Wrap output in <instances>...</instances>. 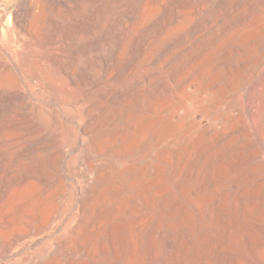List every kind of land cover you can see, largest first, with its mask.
Segmentation results:
<instances>
[{"label": "bare ground", "instance_id": "bare-ground-1", "mask_svg": "<svg viewBox=\"0 0 264 264\" xmlns=\"http://www.w3.org/2000/svg\"><path fill=\"white\" fill-rule=\"evenodd\" d=\"M33 6L31 0H18L8 10L12 30L20 38L23 31L34 37L41 34L44 61L70 89H79L80 97L62 100V106L61 97L49 99L48 111L44 98L34 94L40 77L23 76L9 51L0 49V71L14 81L0 84L6 91L3 97L19 99L22 111L29 115L24 126L36 127L43 137H24L25 143L13 157L19 162L38 158L43 168L53 166L59 171L52 187L44 176L32 184L33 175L27 173L25 184L4 186L0 191L4 196L0 259L17 252L27 240L53 232L64 219L65 211H58L57 206L69 195L67 179H72V174L61 169L68 143L66 138H53V132L36 118L41 121L55 110L56 122L63 123L66 108L79 132L88 135L101 121L100 115L109 117L111 108L118 113L120 105L140 104L146 94L145 107L140 105L144 113L132 124L139 129L145 123L151 126L152 138L139 146L127 143L145 152L130 155L121 138L122 144L110 146L109 138H80V147L88 141L91 151L81 152L77 170L83 188L75 197L72 215L62 232L26 256L25 264H264V138L252 137L256 131L249 126L258 107L264 110V0H89L84 17H69L64 26L50 11L36 16ZM97 7L107 17V26L93 34L128 37L123 66L104 90L97 87L103 77L95 76L92 64L82 61L81 55L88 52L100 57L106 78H113L108 67L121 43L102 45L99 50L96 35L82 42L77 39L79 32L93 26ZM180 26L187 28L173 35ZM128 76L130 81L124 85ZM251 88L257 95L244 102L230 100L223 116L233 118L246 138H206L212 129L223 132L214 123V101L235 90L247 96ZM176 111H181L178 118ZM198 116L208 123L201 126ZM183 120L200 130L196 138L184 142L159 138L166 125ZM108 147L114 148L111 151L117 158H97ZM126 184L131 193L121 195ZM201 184L209 186L206 206L197 201L196 205L192 198ZM195 206L198 228L191 246L183 229Z\"/></svg>", "mask_w": 264, "mask_h": 264}, {"label": "rangeland", "instance_id": "rangeland-1", "mask_svg": "<svg viewBox=\"0 0 264 264\" xmlns=\"http://www.w3.org/2000/svg\"><path fill=\"white\" fill-rule=\"evenodd\" d=\"M17 1L18 0H0V49L2 50L5 48V50L7 49V51H9V53L12 55L15 63H17L16 65L18 66V68L21 71V73L23 74V76L26 77L28 75H35L36 77H40L37 80V86L34 89V94L39 99L44 98L43 104L46 108H48V111H50V109L48 107L50 105V102L48 101L49 99L53 100V99H55L56 96L61 97V101L58 103H60V105L62 106L63 102L65 100H68L71 97H76V95L78 97H80V91H79V89H78V91H77V89H70L69 86L67 85V83L65 81H63V79H61L57 75V73L55 72V69L53 67L49 66L44 61V55H46V53H45L44 48L41 47L40 42L44 41V37H42L41 34H39L40 36L37 35V37H34V35H31V34L29 35L28 33L23 31L22 32L23 37L20 38V36L18 37V35H15V32L12 30L14 28V24L9 18V11H10V8ZM31 1H32V4L35 5V7L34 6L33 7H34V10L36 11V16H38V14L40 15L42 12L46 13V12L50 11L51 15L55 14L54 16L60 17V20L63 23V24L61 23L62 26H64V24H65L64 22H67V19L69 17L70 18L71 17H78V18L84 17L83 13L86 12L87 9L89 10V6H88L89 0L88 1L87 0H76V2H71L70 0H62V1H60V0H31ZM83 4H85L86 6ZM5 8H6V10H5ZM36 8H39V9H37L38 11L36 10ZM97 8L98 9H96L94 11L95 12V22H94L93 26L88 27V30H87L88 33L85 32L86 34L79 32L77 35V37H78L77 39H79L78 41L82 42L84 39L87 40L89 36L96 35V40H97L96 42L97 43H95V45L98 46L99 50L100 49L102 50V48H103L102 45L105 47L107 44L109 45V44L121 43V45H120L121 48L119 47L120 52L118 49L114 50V52L118 51L117 53H119L120 55L118 56V54H116V52L115 53L113 52L112 56H111L110 64L108 67L109 71L112 70L111 73L113 74V76H111V77H113V78H108V79L106 78V75L104 73V71H106V70H104L105 66L103 65L100 57L96 56V58H95V56H93L92 54H90V53L87 54L88 52H86V54L84 52L81 55V57H84V59L82 58V61H84V62L87 61V62H90L92 64L93 70L95 72V76H96V74L99 75L100 80L103 77L102 81L101 82L99 81L97 87L99 89L101 88L100 90H104V88L108 85V83H110V81L112 82L114 80L115 73L117 72L116 69L123 66V63H124L123 56L125 55V41L128 39V37H126L125 35L123 37V35L114 36V34H111L113 36L109 35L108 38H106L102 35H99V38H98V36H97L98 34H96V33H98L101 30H105L104 28L107 26V23H105L107 21V17L104 18L102 15H100L99 7H97ZM40 10H41V12H39ZM81 11H83V12H81ZM37 12H38V14H37ZM57 13H58V15H57ZM36 16H34V19L36 18ZM29 17H31V16H29ZM31 18H29V19H31ZM29 19L26 21L27 23H29L28 22ZM63 19H64V21H63ZM104 23H105V25H104ZM102 24H103V26H102ZM37 25H39V23H37L35 26L37 27ZM43 25L45 26L46 24L43 23ZM31 27L34 28L33 25ZM101 27H103V28H101ZM186 28H187L186 26H180L179 29H176L173 32V35H176L177 33H179L180 30H186ZM41 31L43 32V28ZM129 31H131V30H128V32ZM93 32H96V33L93 34ZM13 33H14V35H13ZM101 36L103 37V39ZM121 36H122V38H121ZM86 37H87V39H86ZM111 37H112V39L116 38V41L112 40ZM38 39L39 40L42 39V40L39 42ZM105 40L106 41L108 40L107 43ZM111 40L114 42H112ZM123 40H124V43H122ZM103 41L105 44L103 43ZM122 47H123V49H122ZM88 57H89V59H88ZM98 58H99V60H98ZM118 59H120V60H118ZM94 60H95V62H94ZM100 60H101L100 64H97ZM114 63H116V64L114 65ZM101 67H102V71H101ZM102 74H103V76H102ZM2 78L5 80H3ZM130 78L131 77H129V76L126 77L124 85H127L129 83ZM10 83H14L13 78L9 74H7L6 71H0V84H1V86L5 85V84H10ZM192 89H194V86H192ZM4 91L5 90L0 89V147H1L0 148V185H1L0 191L3 190L4 186L5 187L8 185L17 186V185L25 184L29 180L28 178L25 179V176H29L28 174H30L31 176L33 175V178H34V176L36 177L34 179L32 178L31 180H29L32 182V184H34V180L36 182L41 181L40 178H42L44 176L48 185L50 187L54 186L56 183V179L58 178V175H59V171L57 169H55V167L44 166V168H43L41 166L40 162H38L39 161L38 158H32L29 161L19 162L17 159H15L13 157V155L17 151V148L20 147L21 145H23V143H25V138H43V137L39 135V132H38L36 127L34 128V126H30V125L26 126V127L24 126L23 123H25V124L29 123V120H28L29 115H27V114L25 115L24 112L22 111L19 99L15 98L13 96H10V95L8 98L4 99L3 96L6 95V91L5 92ZM230 93H227V94H230L231 96H227V94H225V96H224L225 98L224 97L217 98L216 101H214L215 104L213 103V107H212V115H215L213 117L214 123H215L216 127L219 128V126H220V129L223 130V132H219L215 129H212V131L210 132V135L207 136L206 138H242V137L246 138L245 137L246 135L243 133V131H240L236 128V124H235L236 121L232 120L233 118H224L223 116L227 115L230 100L232 101L233 99H237L239 102H244L245 99L251 100V99H253V96L257 95V92H255L254 89L251 88L249 90V93H247V96H245L242 93V91H240V90H238V91L235 90V91L230 92ZM249 94H251V95H249ZM145 96H146V94L143 95L142 101L140 104L135 103V105L130 104L129 106L128 105L127 106L120 105L119 111L121 113L120 112L117 113L114 108H111L110 112H109L110 118L107 117L106 115H100L99 118L101 117L100 118L101 121L98 122V124H96L95 128L93 129L94 132H93V130L91 132L93 134V136H91L92 135L91 133L88 135H84V134L82 135L79 132V129L76 128L77 127L76 124L73 123L72 116L69 115L70 114L69 109H66V108H65L66 121H63V123L58 121V120L56 122V119H57L56 112L57 111L55 112V110H52V113L49 112V114L47 113V115H46L47 117L50 116L51 121H49L50 119L46 118V116H43L44 117L43 120L45 121V119H46L45 122L43 120L40 121V117L36 118V120H38L40 122L39 124L43 125V127L46 126V128H48L47 129L48 132H53V134H54L53 138H59V137L60 138H66L67 143H68V146H67L66 152H65L66 153V163H64V165L61 167V169H63V168L66 169V172L68 173V175L72 174V176H71L72 179H69V180L67 179V184H68L67 187L69 188L68 189L69 195L66 196L64 201H62L57 206V210L58 211H65L66 216L64 213V219H62L60 226H58L56 228L54 227L52 230L53 232L42 233V234L37 235V237L35 239L27 240L28 243L26 241L25 243H27V244L24 243L17 250V252H14V254H10L5 259H0V264H23V263L25 264V260L27 259L26 258L27 255L29 256V254L34 253L33 251H35V250L37 251L38 247L40 246V244L42 242L52 240L54 235H57V233L59 234L60 232L63 231L62 229L64 227L66 219L72 215L71 211H72V206H73L74 201H75V197L78 195L79 190H81V188H83V184L81 186V183H80V186H79V182H81V181H80V177H79L80 176L79 170H77L81 167L80 166L81 165V163H80L81 152L83 150H87L89 152L91 151L88 141L83 147H80L81 146L80 138H109V140L106 139V141L109 142L108 146H110L111 144H114V143H115V145H118L117 143H120L122 141L121 139H123L122 142H123V144H126V146L128 144L129 145H132V144L135 145L136 144L139 146L141 144V141L143 143L146 140H148V138H152V134L150 133V131L152 129L151 126L146 125V123L144 122L145 125L141 126L140 127L141 129H139V127L134 128L133 127L134 124H132L138 120L139 116L141 115L140 112L144 113ZM230 97H231V99H230ZM62 100H63V102H62ZM141 104L144 107L140 106ZM261 108L262 107H258L256 113L254 114V117L252 120L253 122L249 124L250 128L252 130L254 129L256 131V132L254 131L256 134L253 133V135H252V137H254V138L255 137L264 138V118L262 116V114L264 113V110H263V108L262 109ZM124 110H126V111H124ZM180 113H181V111H176L175 112V118H178ZM230 113H231V111H230ZM197 118L200 119L199 116ZM22 120H24V121H22ZM104 120H106V121H104ZM42 121H43V123L47 122L46 124L48 126L42 124ZM58 122L61 124L62 128L61 127L60 128L64 129L63 131L66 133V135H63L65 133H63V131L58 127V126H60V124H58ZM186 122L187 121H185V120L179 121V122L176 121L174 123H171L169 126L166 125L165 128L162 129L159 138H178V140H180L179 142H184L186 139H189V138H196V134H198L200 130L195 128L194 126H192L188 122H187L188 123V125H187ZM48 123H50V124H48ZM206 123H208L207 120L200 119V125L201 126H205ZM130 126H132L133 128ZM63 127H65V128H63ZM235 128H236V130H235ZM147 129H150V130H147ZM110 131H112V132H110ZM185 131H187V132H185ZM113 132H114V134H113ZM125 133H126V135H125ZM101 134H103V136ZM119 134H120V136H119ZM104 135H105V137H104ZM123 135H125L124 136L125 139L123 138ZM113 136L115 137V139ZM180 138H182V139H180ZM122 142H121V144H122ZM112 147H114V145ZM126 148H127L126 151L128 153H130V155L142 154L143 152H145L144 148H136L135 147V149H134V148H132V146H129V147L127 146ZM104 149L107 150V148H104ZM104 149H103L104 152H102L103 156L100 155L97 158H99V159H110V157H112V158L114 157L113 159L117 158L113 155V152H112V151H114V150H112L114 148L111 149L110 147H108V152L107 151L105 152ZM12 151H14V152H12ZM109 151H111V152H109ZM118 151H121V149H118L117 152ZM79 159H80V161H79ZM198 164H199V162L196 164L197 168H198ZM37 168H39V169H37ZM10 169H11V171H9ZM1 173H3V176ZM20 179H22V180L25 179V180L22 181ZM77 182H78V185H77ZM4 183H5V185H4ZM126 185L127 186L124 185L125 191H122L123 194L121 193V195H125L124 193H131L132 188L129 186V184H126ZM71 186H73L74 188H72ZM208 191H209V186L207 184H204V185L201 184L200 188H199V192L196 194H193V196H192L194 203L196 205L205 204L204 206H206V204H207L206 199L207 198H206L205 194L208 193ZM3 197H4L3 193L0 192V203L3 200ZM72 198H73V200H72ZM203 198L205 199L204 201H206V202L201 200ZM196 201L198 202V204ZM189 214H190V221L186 223L183 230H184V233L190 237V244H191V246H193L196 242V233H197V228H198V225H197V219H198L197 207L195 206V207L190 208ZM2 215L3 214L1 212L0 213V220L2 218ZM56 221H57V219H56ZM204 221L206 222L207 219H205ZM50 234H51V236H50ZM20 255H21V257H19Z\"/></svg>", "mask_w": 264, "mask_h": 264}]
</instances>
